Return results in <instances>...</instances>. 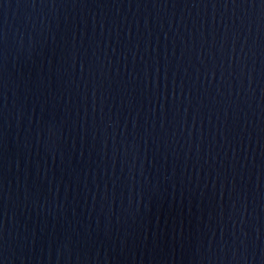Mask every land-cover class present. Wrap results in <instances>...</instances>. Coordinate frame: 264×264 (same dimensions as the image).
<instances>
[{"label": "water", "instance_id": "water-1", "mask_svg": "<svg viewBox=\"0 0 264 264\" xmlns=\"http://www.w3.org/2000/svg\"><path fill=\"white\" fill-rule=\"evenodd\" d=\"M0 264H264V0H0Z\"/></svg>", "mask_w": 264, "mask_h": 264}]
</instances>
